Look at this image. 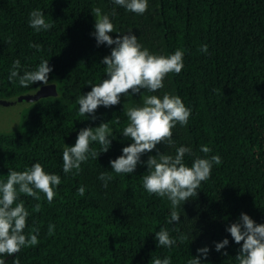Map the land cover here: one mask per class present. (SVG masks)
I'll list each match as a JSON object with an SVG mask.
<instances>
[{
    "label": "trees",
    "instance_id": "16d2710c",
    "mask_svg": "<svg viewBox=\"0 0 264 264\" xmlns=\"http://www.w3.org/2000/svg\"><path fill=\"white\" fill-rule=\"evenodd\" d=\"M97 7L109 14L114 9V28L121 33L131 29L151 52H184L181 72L167 74L164 89L158 90L174 91L192 108L187 125L173 129L175 146H191L184 157L187 163L205 155L201 144L221 157L196 195L178 206L180 221L173 224L166 222L169 202L142 187L145 165L138 164L133 174L111 173L106 187L98 179L100 172H111L109 160L130 141L119 133L127 123L123 94L121 103L98 106L95 120L77 111L76 96L91 89L88 83L105 78L100 61L111 47L97 46L89 34ZM34 8L44 12L50 29L35 32L28 26ZM36 44L39 50L30 46ZM201 44L208 45L206 53L200 51ZM41 58L52 66L48 77L57 93L23 109L16 127L0 130V179L9 168L23 170L39 161L46 171L60 175L61 183L51 203L43 193L39 200L19 194L30 213L25 231H30L28 225L39 228L38 243L7 256L8 264L15 255L20 264H152V258L165 255L172 264H186L203 245L209 247L206 264H236L239 244L226 226L240 212L264 223V0H149L142 15L112 0H0V99L40 85L37 81L21 87L7 76L14 59L24 70ZM129 102L139 103V94ZM102 120L112 133L109 150L96 159L89 157L78 171L63 173L64 143L71 146L76 131ZM90 147L99 150L100 145L93 142ZM157 148L174 153L173 146L163 143ZM81 184L83 196L76 191ZM49 224L54 225L51 232ZM161 226L177 238L176 245H156L154 232ZM226 236L229 244L223 255L225 249L215 251L213 242Z\"/></svg>",
    "mask_w": 264,
    "mask_h": 264
},
{
    "label": "clouds",
    "instance_id": "9594fccd",
    "mask_svg": "<svg viewBox=\"0 0 264 264\" xmlns=\"http://www.w3.org/2000/svg\"><path fill=\"white\" fill-rule=\"evenodd\" d=\"M112 3L137 15H142L149 6V0H112ZM93 12V31L89 34L95 38L97 46L104 44L111 47L109 54L100 61L104 65L105 78H100L97 83H88L91 89L76 96L77 111L80 115L87 114V118L95 120L98 106L108 108L121 103L123 94L126 102L122 103V111L127 123L119 133L130 141L121 148L120 155L109 160L111 172H100L98 179L106 187L113 179L111 173L133 174L138 164L145 165L144 174L140 177L142 187L148 194H155L169 202L170 211L166 222L173 224L180 221L178 206L181 207L189 197L196 195L201 182L209 178L213 165L221 163V157L213 153L206 144L199 146L200 152L205 155L195 156L190 163L185 162L184 157L192 152L191 146H175L173 129L177 124L181 127L187 125L192 108L186 106L174 91L158 93V90L164 89L167 74L181 72L184 67V52L179 48L167 55L151 52L138 41L131 29L121 33L114 28L110 18V15H115L114 9L111 14L102 12L99 7L93 9ZM27 24L35 32L52 27L51 23L46 22L45 14L39 8L29 11ZM111 33L119 35L113 37ZM30 46L39 50L38 44ZM207 50V44L200 45L201 52L206 53ZM21 67L20 60L14 59L7 79H15L21 87L33 85L37 81L40 82L39 87L49 84L48 74L52 71V66L48 59L41 58L32 69L21 70ZM137 93L140 102L130 103L129 98ZM112 139L107 121L102 120L96 126L80 128L76 131L74 144L69 146L64 143L61 152L62 172L67 174L73 169L78 171L81 163L89 157L96 159L99 153L107 152ZM93 142L100 145L99 150L90 147ZM160 143L173 146L174 153L161 152L157 148ZM153 150L155 154H151ZM145 153H149L147 159L141 160ZM60 183V175L46 171L39 161L25 166L23 170L9 168L6 178L0 179V264H8L7 256L38 243L39 228L28 225L30 231H25L30 213L20 200L19 194L39 200V193H43L44 199L51 203ZM76 191L83 196L85 186L79 185ZM36 207L39 208V204ZM53 228L54 225H48L49 232ZM225 231L230 234L234 243L239 244V251L234 257L236 264H264V223H256L248 214L240 212L238 218L226 226ZM153 238L157 246L165 248H171L177 243V238L170 236L169 229L163 226L154 232ZM179 239L183 241L185 237L181 235ZM213 244L215 251L225 249L222 254L227 255V236ZM196 253L197 255L187 259L186 264H206L203 258L209 253L208 245L198 247ZM11 264H20L17 255L11 259ZM152 264L172 262L165 255L162 258H152Z\"/></svg>",
    "mask_w": 264,
    "mask_h": 264
},
{
    "label": "water",
    "instance_id": "95a60500",
    "mask_svg": "<svg viewBox=\"0 0 264 264\" xmlns=\"http://www.w3.org/2000/svg\"><path fill=\"white\" fill-rule=\"evenodd\" d=\"M39 89V90H38ZM56 86L55 83L51 82L46 86H37L35 88H32L22 94L6 98V99H0V110H8L11 107L17 106L18 111L12 118H5L3 119V125L0 124V128H14L19 123V106H28L35 101H37L40 98L50 96V95H56Z\"/></svg>",
    "mask_w": 264,
    "mask_h": 264
},
{
    "label": "rangeland",
    "instance_id": "374dc122",
    "mask_svg": "<svg viewBox=\"0 0 264 264\" xmlns=\"http://www.w3.org/2000/svg\"><path fill=\"white\" fill-rule=\"evenodd\" d=\"M49 83H51V82H49ZM54 83V82H53ZM56 86V85H55ZM18 106V105H17ZM17 106H14V107H11L10 109H8V110H0V124H2L3 125V119H5V118H12V117H14V115L17 113V111H18V107ZM29 106V105H28ZM20 108H19V116L21 117V113H22V111H23V109H25L26 107H27V105L26 106H19ZM19 121H20V118H19ZM5 129H11V128H0V130H5Z\"/></svg>",
    "mask_w": 264,
    "mask_h": 264
}]
</instances>
